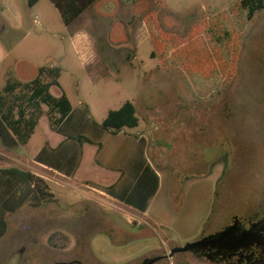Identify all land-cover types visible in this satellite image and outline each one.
<instances>
[{"label": "rangeland", "instance_id": "1", "mask_svg": "<svg viewBox=\"0 0 264 264\" xmlns=\"http://www.w3.org/2000/svg\"><path fill=\"white\" fill-rule=\"evenodd\" d=\"M180 1L169 0L176 11L161 12L160 24L184 35L208 1L209 14L217 15L241 0ZM152 7L137 4L130 22L101 15L110 26L100 35L83 27L76 55L50 0L33 6L28 0H0V94L7 80L30 81L44 67L40 80L53 83L50 93L68 98L74 118L87 117L81 128L63 129L55 110L28 104L27 90L6 96L14 117L23 108L24 119L38 118L26 143L7 146L0 139V221L6 223L0 264H140L214 234L234 217L246 224L264 213V8L251 19L242 11L235 73L227 80L205 48L196 51L200 41L189 47L190 67L172 65L170 43L164 65L150 57L148 37H140L136 51L135 31ZM224 45L221 59L227 62ZM127 101L140 126L126 131L144 136L146 161L161 176L145 215L111 202L103 188L104 194L74 185L81 144L98 141L94 121L102 123ZM79 134L81 140L67 138ZM123 136L103 135L99 141L120 142ZM129 168L123 162L115 167L124 177ZM9 169L31 178L14 179ZM156 264L209 263L184 254Z\"/></svg>", "mask_w": 264, "mask_h": 264}, {"label": "trees", "instance_id": "2", "mask_svg": "<svg viewBox=\"0 0 264 264\" xmlns=\"http://www.w3.org/2000/svg\"><path fill=\"white\" fill-rule=\"evenodd\" d=\"M38 1L28 0V3L30 6H33ZM94 1L96 0H50L60 12L62 21L66 26L72 24L82 14L85 7ZM154 1L158 6L163 7L161 0ZM262 8H264V0H241L217 16L203 17L191 25L184 35L162 31L158 26L157 14L152 12L144 19L145 23L153 25L156 32L155 34L153 29L149 28V38L153 46L151 57L156 58L162 64L164 61V52L170 43L172 47L171 58L173 65L190 67L193 61V54L192 49H189V47L192 43L200 41L201 45L200 47L198 46L199 49L196 51L199 53L205 48L207 50L206 53L214 58L213 65L219 68L218 73L220 77L229 80L234 76L235 68L233 65L240 48L243 27L242 11L246 10L247 19H251L254 13ZM190 37H192V41L187 42ZM224 42L226 43L229 54L227 62H223L221 59V48ZM223 65L228 67L227 69L225 68V71L222 70ZM45 70L44 67L38 68L36 77L27 82L8 81L2 89V93L0 94V139L5 145L13 146L18 142L22 144L26 143L29 135L33 133L37 125L38 115L32 119H24L25 111L21 108L18 111L17 117H14L12 115L13 109L6 106L8 105L6 96L14 94L19 88L28 91L26 93L28 104H33L38 109L41 104H44L50 109L55 110L60 116L59 119L62 121L63 129L77 130L84 126L83 120L87 118L85 114L82 117L77 116V118H74L68 98L64 94L59 97L53 96L49 91L53 83H43L40 80V76ZM52 70L54 68L48 69L49 72ZM207 70L209 71V69ZM58 73L57 79L59 78ZM55 84L59 85L58 81ZM137 124L138 119L135 116L134 105L127 101L119 109L109 111L102 123H94V127L102 131L117 133L125 127L134 128ZM82 137L80 134L77 136H67V138L75 140H81ZM41 153L42 151L37 156H40ZM6 172L17 180L29 181L31 178L30 175L20 173L13 169H9ZM158 186V176L150 165L147 164L144 172L140 174L136 185L131 189L130 194H120L118 196L126 204L145 212L149 200L156 193ZM5 226L6 223L0 221V235L4 233Z\"/></svg>", "mask_w": 264, "mask_h": 264}, {"label": "crops", "instance_id": "3", "mask_svg": "<svg viewBox=\"0 0 264 264\" xmlns=\"http://www.w3.org/2000/svg\"><path fill=\"white\" fill-rule=\"evenodd\" d=\"M141 2L142 3L146 2L147 4L153 7L149 8L146 12L144 11L142 16V22L135 31V36L137 35L139 37L138 44L134 46L137 51V46L142 42L140 38L142 35L148 37V39L150 40L149 28L153 29L154 33L156 34L153 25L152 24L148 25L147 23L144 22V19L147 15H149L152 12H155L157 14L158 26L162 31H164L160 24L161 12L165 11L166 9H170L173 13L174 11H176L174 10V8L170 7L169 0H161V2L163 3V7L158 6L154 0H96L91 4H88L83 10L82 14L72 24L67 26L68 30L70 31L69 41H70L71 50L76 55H79V52H81V50L79 49L80 46L79 44H81L82 41H79L78 35L79 33H82L83 27L86 26L90 27L93 29L95 34L100 35L102 32H104V30L107 27L110 26V24L108 26L106 25L101 15H110L112 17L114 16L113 18L115 20L130 22L135 17L136 5ZM181 7H183L182 4ZM211 7L212 6L210 5V2L208 1V4L205 7L200 8L198 11H195V14L191 18L192 19L199 18L200 20L203 17L217 16L219 13L226 11L223 10V11H219L217 15H210L209 13L213 12V9H211ZM142 9H140V12L143 11ZM79 21L80 22L82 21L80 25H78ZM195 23L196 22H192L188 26V28ZM75 24L78 27H76L74 31L70 30L69 27ZM165 32H169V31H165ZM169 33H174V32H169ZM152 50H153V46H152ZM171 51H172V47H171ZM171 51H170V56H171ZM150 57H151V53H150ZM160 65H164V61ZM8 81L9 80H7L6 83ZM135 116H136V112H135ZM94 123L101 124L96 121H94ZM139 126H140V121L138 119V124L136 127L134 128L125 127L117 133H113L111 131H102L97 128L96 134H98L97 135L98 141L96 142V145H90L89 144L90 140H86L88 143L81 144L80 146L81 159L73 175L75 177L74 185L77 189L80 188L81 190H85V191L87 190L89 192H100L104 194L100 190V188H103L107 190L108 194L105 195L110 198L111 202L124 206L126 209L132 212H140L143 215H145V213L147 212L150 206L149 203L151 199L155 197V195L157 194L160 188V181H161L160 174L156 172L151 166L150 167L154 170V172L158 176L159 186L156 193L150 198L148 207L145 212L138 210L134 206L126 204L118 196L120 194H130L131 189L136 185L140 177V174L144 172L146 165L148 164L144 152L145 144H146L144 136L139 135L138 133L132 134L126 131V129L129 131L135 130ZM122 133L124 134V136L122 138V141L120 142L112 141L110 144H107L105 142L99 141V138H101V136L103 135H108V136L114 135L116 137H119L120 134ZM86 148L87 150H85ZM86 151L88 152L86 153ZM85 153H86V161L89 160L88 162L83 161ZM122 162L124 164L126 163L130 167L129 176L127 177H124L122 174L120 175L115 169V167ZM84 163H88V164H84ZM102 164L107 165L108 167L107 168L103 167ZM82 168H85V172H82ZM60 175L64 176V178L68 177L67 173L66 174L60 173Z\"/></svg>", "mask_w": 264, "mask_h": 264}, {"label": "flooded vegetation", "instance_id": "4", "mask_svg": "<svg viewBox=\"0 0 264 264\" xmlns=\"http://www.w3.org/2000/svg\"><path fill=\"white\" fill-rule=\"evenodd\" d=\"M224 233L226 234V239L220 242L208 244L205 247H196L187 252L174 253L171 257H166L163 254L158 256L162 257L159 262L172 259L176 255L191 254L196 259L206 260L209 264H264V213L257 218L247 220L246 224H243L239 218L234 217L231 224L224 226L220 231L211 235L219 236L224 235ZM248 234L251 237L247 238L237 248L239 239ZM228 238H233L232 242H227ZM201 239H196L193 242ZM173 249H170V252Z\"/></svg>", "mask_w": 264, "mask_h": 264}, {"label": "water", "instance_id": "5", "mask_svg": "<svg viewBox=\"0 0 264 264\" xmlns=\"http://www.w3.org/2000/svg\"><path fill=\"white\" fill-rule=\"evenodd\" d=\"M251 237L250 234L244 236L242 239H239V245L237 248H239L247 238ZM226 239V234L224 233V235H210V236H206L204 238H202L199 241L196 242H191V243H187L186 245H184L181 248H175L173 249L169 255H167L166 257H171L174 253H179V252H187L192 250L193 248L196 247H205L208 244H212V243H216V242H220L222 240ZM233 238H228V240H226L227 242L231 241L232 242ZM236 248V249H237ZM162 257H154V258H147L145 259L142 263L140 264H155L157 261H159Z\"/></svg>", "mask_w": 264, "mask_h": 264}]
</instances>
